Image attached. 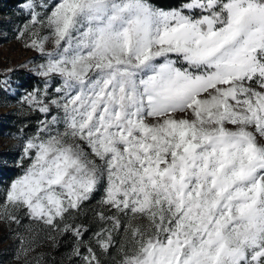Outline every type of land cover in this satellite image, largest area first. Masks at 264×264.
Listing matches in <instances>:
<instances>
[{
	"label": "snow or ice",
	"instance_id": "snow-or-ice-1",
	"mask_svg": "<svg viewBox=\"0 0 264 264\" xmlns=\"http://www.w3.org/2000/svg\"><path fill=\"white\" fill-rule=\"evenodd\" d=\"M11 15L0 33L32 55L0 70V95L37 80L0 187L13 264H46L32 253L65 236L69 264H264V0H15Z\"/></svg>",
	"mask_w": 264,
	"mask_h": 264
},
{
	"label": "rangeland",
	"instance_id": "rangeland-1",
	"mask_svg": "<svg viewBox=\"0 0 264 264\" xmlns=\"http://www.w3.org/2000/svg\"><path fill=\"white\" fill-rule=\"evenodd\" d=\"M0 17L4 19H12V13L15 12V3L10 4V0H0ZM7 36V39L4 36ZM32 53L20 47L12 38L10 32L5 30L0 33V70L13 67L23 63ZM30 75L18 73L15 79L17 83L22 84L14 95L4 97L0 95V187L6 185V178L2 174V168L6 165L13 166V179L19 174L20 169L16 167L15 161L19 156L17 145L19 141L15 138L20 134V130L24 129V134L29 135L35 127V116L25 114L18 104L20 96L24 93L25 88L28 89L26 79ZM30 78V77H29ZM32 80H34L32 78ZM35 84L37 83V80ZM27 125V127H25ZM96 199L85 205L87 212V222L91 220L92 212L89 209L96 207ZM84 219H82L83 221ZM27 223V221H24ZM96 226L93 225V228ZM91 233H89L90 235ZM87 239V236L85 237ZM71 248L69 237H61L57 247H52L47 241H41L39 247L32 255L43 253L47 264H69L68 253ZM14 247L10 242V235L6 226L0 225V262L2 264H13ZM104 259H108L105 257ZM49 262V263H48ZM21 264L23 262L21 261Z\"/></svg>",
	"mask_w": 264,
	"mask_h": 264
},
{
	"label": "trees",
	"instance_id": "trees-1",
	"mask_svg": "<svg viewBox=\"0 0 264 264\" xmlns=\"http://www.w3.org/2000/svg\"><path fill=\"white\" fill-rule=\"evenodd\" d=\"M14 3H15V0H10V4H14ZM29 77L26 79V83H27L28 89L30 90L31 87L35 85L36 81H34V80H36V78L31 77V76H29ZM32 78L34 80H32ZM13 170H14V167L9 166V165H6L2 168V174L6 178V184L9 183L13 179V177H14V175L12 174ZM83 219L84 220L82 222L87 224L88 222H87L86 218H83ZM46 264H47V262H46Z\"/></svg>",
	"mask_w": 264,
	"mask_h": 264
}]
</instances>
